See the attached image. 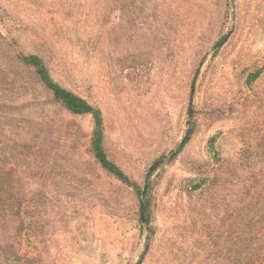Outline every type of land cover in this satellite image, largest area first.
<instances>
[{
	"label": "rangeland",
	"instance_id": "obj_1",
	"mask_svg": "<svg viewBox=\"0 0 264 264\" xmlns=\"http://www.w3.org/2000/svg\"><path fill=\"white\" fill-rule=\"evenodd\" d=\"M262 187L264 0H0V264H232Z\"/></svg>",
	"mask_w": 264,
	"mask_h": 264
},
{
	"label": "trees",
	"instance_id": "obj_2",
	"mask_svg": "<svg viewBox=\"0 0 264 264\" xmlns=\"http://www.w3.org/2000/svg\"><path fill=\"white\" fill-rule=\"evenodd\" d=\"M19 60L21 64L32 69L39 82L47 91L51 93L53 101L59 104L68 113L74 116H92L95 128V131L93 132L92 142V152L94 158L99 163L100 167L104 169L107 173L111 174L119 181L132 186L135 189V185H133L128 180L126 175L122 172L119 167H117L115 164H113L107 159L103 151L101 143L103 127L100 110L91 106L82 98L69 92L68 90L61 87L58 83H56L51 78L46 64L40 57L36 55H23L20 56ZM260 72L261 71L258 70L254 74L250 75V79L255 80L259 76ZM190 132L191 131H188L186 137L178 146L175 155H177L179 151L183 148V145L186 143ZM261 189L263 192L260 193L263 195L264 198V187H262ZM136 191H138L137 188ZM0 192V196H3L6 193L4 189H2ZM138 196L141 197V202L139 203L141 221L143 223H146L147 206L143 202L142 193L139 191ZM14 210L17 211L16 213H19V209L17 206L14 208ZM4 214L5 209L4 207H1L0 221L2 220V218H4ZM244 214L245 221L242 219L240 220V226H242L243 229L239 231L240 233L238 232L239 234H233L231 238V240L234 241L233 243L235 244V247H232L229 254V261H231L232 264H249V260L256 256V253L261 254L264 252V199L261 208L252 207L251 209L246 210ZM257 226H259V229L255 232ZM1 260L2 259L0 258V261ZM253 263L254 262H251V264Z\"/></svg>",
	"mask_w": 264,
	"mask_h": 264
}]
</instances>
